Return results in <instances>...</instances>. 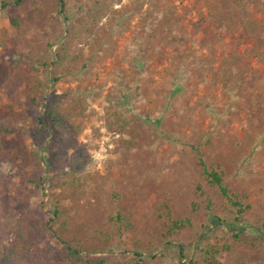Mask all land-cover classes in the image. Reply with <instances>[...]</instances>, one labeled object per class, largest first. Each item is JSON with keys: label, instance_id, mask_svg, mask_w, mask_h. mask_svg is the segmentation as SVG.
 Returning <instances> with one entry per match:
<instances>
[{"label": "rangeland", "instance_id": "374dc122", "mask_svg": "<svg viewBox=\"0 0 264 264\" xmlns=\"http://www.w3.org/2000/svg\"><path fill=\"white\" fill-rule=\"evenodd\" d=\"M219 4L229 7V18L214 25ZM77 6L69 1L64 15L75 19ZM58 10L59 0H26L16 9L0 8V126L5 130L0 141L5 150L22 148L25 157L0 170L16 184L25 181L26 189L16 199L52 228L38 245L55 261L63 256L56 237L79 248V259L64 264H119L135 254L139 264H188L209 242L227 247L216 256L218 264H264V141L252 146L245 135L262 127L258 122L247 128L248 118L264 109V33L255 55L246 53L255 43L244 32L250 18L264 23V0H119L91 33L75 37L77 64L70 73L51 65L66 28L75 26ZM9 16L18 19L19 28L10 25ZM209 34L221 50L215 57L236 51L247 57L245 83L230 108L229 87L209 88V77L218 82V75L192 76L193 68L215 58L207 57ZM168 60L191 63L180 76L186 85L183 94L163 111L171 120L170 131L186 136L183 143H171L135 119L157 115L169 82L178 81L174 72L163 71ZM124 95L127 103L120 107L119 122L125 128L110 131L107 115ZM59 99L66 109H75L67 131L88 157L80 171L72 151L61 148L55 159L48 142L37 149L30 140L40 104ZM209 108L224 127L214 130L217 125L205 112ZM205 134L212 136L214 146L202 151L224 157L231 187L248 206L238 221L196 173L189 146ZM71 170L77 179L66 187L62 184L71 180ZM31 178L40 179L39 188L27 183ZM58 201L65 213L53 226ZM117 212L131 222V229L120 234L109 221ZM175 221L184 227L169 236ZM256 223L260 229L255 234L249 227ZM99 230L103 235L96 236ZM4 243L0 238V252ZM179 244L187 246L185 257L178 255Z\"/></svg>", "mask_w": 264, "mask_h": 264}, {"label": "trees", "instance_id": "16d2710c", "mask_svg": "<svg viewBox=\"0 0 264 264\" xmlns=\"http://www.w3.org/2000/svg\"><path fill=\"white\" fill-rule=\"evenodd\" d=\"M26 0H0L1 9H16L22 6ZM69 1H73L74 4L78 6V16L73 19L71 17H66L64 12L66 11ZM119 0H59V10L58 14L63 17L64 21L70 20L71 23L75 24L72 28H66L65 38L60 43L57 51L54 54V61L51 65L54 68H62L65 72L70 73L75 68L77 64V56L73 55V40L77 35L85 36L91 33L104 18L107 17L109 9L118 3ZM220 5V4H219ZM229 10V7L224 4L220 5V8H217L214 13L213 22L214 25H220L223 22L227 23L229 16L226 12ZM228 13V12H227ZM10 25L14 28H19V22L16 17L9 16ZM227 21V22H226ZM247 28L244 30L245 35L249 38L250 41L255 43V47L250 50H246V53L255 52L259 47H261V42L264 33V23L257 18H250L247 21ZM215 36V35H214ZM207 41L211 40L212 43L206 46L209 56L215 57L218 51H221L218 47V44L213 41V35H205ZM261 40V42H260ZM264 43V41L262 42ZM263 53V52H262ZM257 55V53L255 54ZM247 57L243 53L239 52H228L221 54L218 57L205 60L202 66H198L197 69L193 68L192 76L198 73L206 75H218V82L214 80V77H209V88L211 89H222L229 87L227 90L228 98V108L230 106H235V100H238L236 91L240 90L244 81L243 75L247 73L244 67L247 63ZM169 63H166L167 66H164V72H174V78H178V81L174 79L169 82L168 85V94L166 100H163L161 106H159V113L153 115V117L144 118L139 117L135 118L138 121H144L147 126L152 127L157 131L158 136H161L171 143H183V138L186 136L181 134L182 132L173 133L171 132L169 124L171 120L163 113L170 103L174 99H178L184 92L185 84L180 80V76H184L186 69L189 64L182 63V60H168ZM183 66H185L183 68ZM56 81V79H54ZM214 83V85H213ZM231 91V92H230ZM124 95L121 101L117 102V107H114L112 111L107 115V128L111 131L121 132L125 128V124L121 123L120 115L121 108L127 103V96ZM32 99V98H31ZM242 99V98H241ZM33 101H35L33 99ZM125 101V102H124ZM42 106L41 114L36 118L35 128L30 134V140L33 147L40 149L42 145L46 142L47 147L52 146L55 148L54 158H59V150L61 148L67 149L73 152L74 165L76 170L80 171L85 165V161L88 160V157L85 155L83 150L77 148V144L73 141L68 133L70 129V120L72 115H74L72 109H66L64 107L62 100H45ZM206 113L211 114V118L217 125L214 130L218 129V126L224 127L225 122H221L220 118H215L214 108H209L205 111ZM249 117L247 128H254L258 122H261L262 127L254 131V134L248 135L250 137L252 146L257 145L261 141H264V109L259 113ZM135 117V114L134 116ZM154 119V120H153ZM176 127V124H172V128ZM213 130V131H214ZM2 133H5V130L0 126V138ZM128 133V132H127ZM188 137V136H187ZM196 143V144H195ZM190 143L191 154L194 155L195 164H196V173L201 181L205 183V186L212 190L215 195L227 205V209L230 212V215L234 216L235 221H238L239 218L247 210V205H245L244 198L241 196L240 192L234 191L232 189V184L230 178L226 173V166H228L224 157L221 154H214L213 156L202 151V148L210 150L211 146H214L212 136L210 134H205L202 136L201 141ZM24 150L22 148L15 150H5L1 146L0 141V168L4 164H15L18 161H24ZM73 170L67 174V178H70L68 184L64 180V186L68 187L71 184L73 177ZM72 177V178H71ZM77 179V178H75ZM27 183L40 187V179L31 178ZM25 181L22 179L16 184L12 181V178L3 174L0 170V238L5 240V243L2 246L0 252V264H64L68 260H78L80 255V249L76 246H72L70 242L64 241L59 237L56 239L61 245V251L63 256L55 261L52 255L46 252L45 249L41 248L38 245V240L44 237L48 232H52V228L49 226L48 222L37 218L34 214L29 211V208L26 203H22L16 199V196L20 191L26 189ZM197 189L202 190L198 185ZM114 199L117 200V194H113ZM118 201V200H117ZM65 208L58 201L53 208L52 218L50 219L51 223L56 224L60 221V218L64 215ZM109 221L116 228V232L120 234L123 229H131V222L128 218L124 217L121 213L117 212L115 215L109 217ZM257 227H249L252 233H257L260 229L259 224L256 223ZM184 227L183 222H172L168 229V235L170 236L173 231H179ZM264 228V224L261 225ZM103 235V231L99 230L95 232V235ZM167 235V234H166ZM106 236V235H105ZM234 239H237L238 236L233 235ZM106 238H108L106 236ZM217 244H211L209 242L203 244L198 250V258L188 261V264H218L216 256H218L223 249ZM187 246L179 244L178 246V255L185 257L183 254L186 251ZM136 258V259H135ZM135 258L128 259L119 264H139L140 256L135 254ZM97 264H104L103 260H100Z\"/></svg>", "mask_w": 264, "mask_h": 264}]
</instances>
